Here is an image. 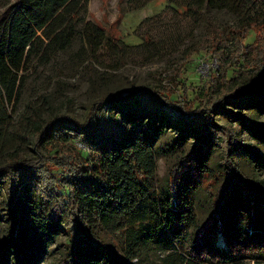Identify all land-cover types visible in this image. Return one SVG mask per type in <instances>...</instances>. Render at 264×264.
Instances as JSON below:
<instances>
[{
    "label": "rangeland",
    "instance_id": "rangeland-1",
    "mask_svg": "<svg viewBox=\"0 0 264 264\" xmlns=\"http://www.w3.org/2000/svg\"><path fill=\"white\" fill-rule=\"evenodd\" d=\"M16 1L0 0V24ZM243 1L244 7L240 0L45 4L44 27L29 20L19 30L26 48L13 51L21 66L8 78L0 72V164L35 156V140L54 116L84 121L96 100L135 86L159 90L190 112L213 83L224 92L256 84L264 75V0ZM132 111L109 110L108 117L123 137L117 143L138 150L146 178L132 185L130 207L120 206L118 228L103 238L133 264H235L238 257L264 264V208L236 189L217 207L228 138L214 125L233 135L239 170L264 185V128L252 126H264V108L230 99L193 124L149 97Z\"/></svg>",
    "mask_w": 264,
    "mask_h": 264
},
{
    "label": "trees",
    "instance_id": "trees-1",
    "mask_svg": "<svg viewBox=\"0 0 264 264\" xmlns=\"http://www.w3.org/2000/svg\"><path fill=\"white\" fill-rule=\"evenodd\" d=\"M17 1L0 24L3 79L21 66V56L13 51L26 48L18 39L23 34L20 28L29 20L43 28L48 10L45 4L56 5L61 0ZM240 3L244 7L245 2ZM50 14L55 15L54 6ZM28 30H34L35 35L34 26L28 25ZM2 81L1 86H5ZM222 87L220 81L213 83L204 103L190 112L183 111L159 90L135 86L122 94L96 100L84 121L65 113L54 116L35 140V156L0 164V264H133L102 234L118 228L120 206L130 207L134 198L132 185L142 183L146 174L138 150L117 143L123 137L119 128L111 124L108 111L132 113L141 99L149 97L161 106L175 109L183 121L193 124L223 110L230 99H241L245 109L264 108V75L242 92H224ZM216 90L223 92L217 94ZM214 125L228 138L224 153L227 181L217 202L218 209L235 189L264 208L263 183L239 170L233 160V135L224 126ZM55 252L58 259L45 261ZM232 262L245 264L240 263L239 257ZM187 264L204 263L189 259Z\"/></svg>",
    "mask_w": 264,
    "mask_h": 264
}]
</instances>
